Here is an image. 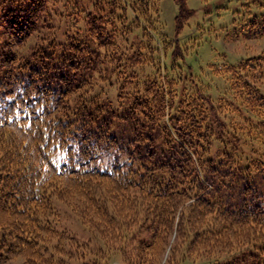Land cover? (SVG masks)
I'll return each mask as SVG.
<instances>
[{"label": "trees", "instance_id": "obj_1", "mask_svg": "<svg viewBox=\"0 0 264 264\" xmlns=\"http://www.w3.org/2000/svg\"><path fill=\"white\" fill-rule=\"evenodd\" d=\"M158 1L0 0V264H156L174 227L183 262L200 239L264 226V50L211 66L229 84L214 99L179 47L163 64ZM175 1L179 30L192 11ZM252 4L242 33L264 38ZM54 199L120 244L76 240ZM250 240L191 264H264V236Z\"/></svg>", "mask_w": 264, "mask_h": 264}, {"label": "rangeland", "instance_id": "obj_2", "mask_svg": "<svg viewBox=\"0 0 264 264\" xmlns=\"http://www.w3.org/2000/svg\"><path fill=\"white\" fill-rule=\"evenodd\" d=\"M84 1V0H83ZM128 1V0H126ZM140 2L141 0H129ZM86 3V2H85ZM186 7L192 11L189 18L184 22L183 26L177 30L175 26V17L178 13V5L175 0H159L158 16L156 22L161 32L165 35L167 43H170L166 51L163 50L165 43L162 40L156 42L157 47L162 52L163 64L167 67L172 58V52L176 47L180 48L183 54L182 60L189 68L190 72L205 83L210 94L215 97L223 92H227L229 88L228 80L225 76L217 75L212 72L213 65L222 66L225 64L236 65L250 57L257 56L264 50V38L244 36L245 24L251 19V12L258 11L256 6L252 4V0H185ZM50 6V2L47 4ZM248 5V6H247ZM60 7V3L54 5ZM249 7V8H248ZM61 13L57 11L52 16V25L56 22V17ZM53 17L55 20H53ZM58 25L61 19L57 17ZM248 19V20H246ZM246 20V21H245ZM57 26V25H56ZM44 30L32 34L26 43L17 47L9 46L8 52L15 50L20 54L28 53L34 43L38 41L41 34H45ZM59 34V33H58ZM163 46V47H162ZM166 54V56L164 55ZM264 80L257 81V86H261L264 90ZM194 158V157H193ZM194 163L196 165L195 159ZM202 178V173H199ZM210 189L209 183L206 184ZM54 206L59 210L62 227L73 235L79 242H100L104 237L105 243L111 247L120 244V233L115 227L110 229V234L99 233L97 230L94 234L90 233L78 220L71 214L69 209L57 200H53ZM181 208V207H180ZM178 209V211L180 210ZM197 217V214L196 216ZM199 224L203 220L197 217ZM213 221L212 216H206L205 223ZM249 232L224 233V235L211 236L207 240H198L199 244L190 246L189 260L181 262V254L186 247L184 240L186 234H177L174 229L167 237V247L162 254L158 256L156 264H191L202 262L207 258H213L218 254L229 253L238 249L242 244L246 245L254 235L260 234L264 236V226H243ZM95 238V240H94ZM100 238V239H99ZM248 240V241H247ZM184 244V245H183ZM111 245V246H110ZM107 247V246H106ZM175 247L174 256H172V248ZM177 249V252H176ZM129 253H120L117 251L110 252L108 255L109 264H134L136 254L127 257ZM22 258L15 257L2 264H21Z\"/></svg>", "mask_w": 264, "mask_h": 264}]
</instances>
